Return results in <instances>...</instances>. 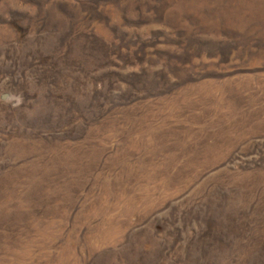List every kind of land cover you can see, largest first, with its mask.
<instances>
[{"label": "rangeland", "instance_id": "1", "mask_svg": "<svg viewBox=\"0 0 264 264\" xmlns=\"http://www.w3.org/2000/svg\"><path fill=\"white\" fill-rule=\"evenodd\" d=\"M0 264H264V0H0Z\"/></svg>", "mask_w": 264, "mask_h": 264}]
</instances>
